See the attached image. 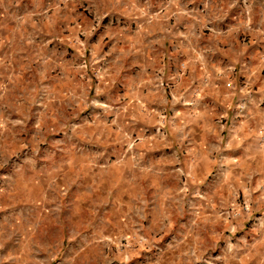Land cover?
Segmentation results:
<instances>
[{
    "label": "crops",
    "instance_id": "obj_1",
    "mask_svg": "<svg viewBox=\"0 0 264 264\" xmlns=\"http://www.w3.org/2000/svg\"><path fill=\"white\" fill-rule=\"evenodd\" d=\"M91 1L92 20L76 16L66 24L70 34L59 14L65 0L35 2L45 13L56 11L55 40L62 47L68 40L75 49L72 82L77 87L78 75H83L104 106L114 93L125 111L128 134L131 126H152L160 111L168 115L166 133L141 137L127 149L122 146L130 135L113 132L109 136L122 141L118 147H97L87 164H57L58 202L70 189L87 196L89 212H102L106 225L131 223L142 238L150 239L143 243L146 247L173 253L218 248L223 261L264 264V240L256 241L258 229H245L249 207L246 211L225 202L218 182L209 195L212 183L207 180L221 165L215 157H227L223 164L231 169L233 156L256 155V129L264 124V0H163L151 10L133 12L123 5L125 0H103L100 8L99 0ZM9 2L13 9L0 4V108H30L37 90L45 95V104L62 107L64 53L56 57L53 89L50 54L36 58L26 32L19 29L27 20L23 9L18 10L23 0ZM78 2L72 0L71 6ZM75 8L78 12L79 6ZM82 58L88 63L84 70ZM32 59H40V69L31 65ZM180 63L183 73L168 88ZM93 70L100 73L96 86ZM53 90L51 101L47 96Z\"/></svg>",
    "mask_w": 264,
    "mask_h": 264
},
{
    "label": "rangeland",
    "instance_id": "obj_2",
    "mask_svg": "<svg viewBox=\"0 0 264 264\" xmlns=\"http://www.w3.org/2000/svg\"><path fill=\"white\" fill-rule=\"evenodd\" d=\"M88 1L92 3L91 0H79L75 4L79 6L78 13L75 6H71L72 0H65L67 5L59 13L64 14L65 34L71 33L66 24L76 16L92 20L93 11ZM99 1L100 8L103 0ZM23 2L18 4V10L23 9L27 20L20 26L24 28L19 29L26 32V39L30 41L29 50L36 58L50 54L47 67L53 78L49 85L52 84L54 89L56 57L60 52L64 53L67 76L63 84L62 107L58 105L57 108L55 102L45 104L42 101L45 95L37 90L30 108H0V264H234L231 258L223 261L222 257L217 256L218 248L206 253H173L163 252L157 247H146L143 243L150 239L142 238L134 225H106L100 216L102 212H89L87 203L84 204L88 197L73 193V189L69 193L65 191L58 202V188L54 180L56 165L62 162L65 165L87 164L95 157L93 154L97 147H118L122 141L112 139L109 134L127 133L128 125L122 115L125 111L119 109V100L114 93L111 101H108L111 107L104 106L98 101H102L100 94L96 89L88 88L83 75H78L77 87L75 79L72 82V62H75L72 52L75 49L71 48L68 40H65L64 47L55 40L56 11L50 8L45 13V8L42 10V6L35 4L36 0H26L25 5ZM52 2L55 0H46L48 5H52ZM162 2L125 0L123 5L133 12L142 8L151 10ZM0 4L5 8H14L9 0H0ZM205 6L203 4L202 9ZM39 62L40 59H32L31 65L40 69ZM79 65L82 70L88 68L83 58ZM99 77V71L93 70V86L98 84ZM178 77H170L167 87L171 88ZM58 96L61 97V94ZM47 98L51 101L55 98L54 90ZM166 116L164 111L156 112L152 126L138 129L131 126V134L127 133L130 136L122 147L130 149L145 136L163 137L166 133ZM157 126L163 130V135L155 133ZM263 131L264 124L261 122L256 129L255 156L246 153L233 156L235 160H231V163L235 165L230 169L223 164L227 157L219 155L215 160L221 162L220 167L212 169L207 177L209 184L212 183L209 195L214 192V185L218 182L222 184L225 202L243 206L246 211L249 207L251 214L244 222L245 229L251 226L258 229L256 241L261 244L264 240ZM89 152L91 157L87 155ZM113 157L109 155L108 158ZM259 263L262 264L256 261V264Z\"/></svg>",
    "mask_w": 264,
    "mask_h": 264
},
{
    "label": "built area",
    "instance_id": "obj_3",
    "mask_svg": "<svg viewBox=\"0 0 264 264\" xmlns=\"http://www.w3.org/2000/svg\"><path fill=\"white\" fill-rule=\"evenodd\" d=\"M182 69H183V64L180 63L179 68H178V71H177L178 72L177 73L178 76L182 75V73H183L182 72ZM155 133H157L159 135H163V130L160 128V126L155 127Z\"/></svg>",
    "mask_w": 264,
    "mask_h": 264
}]
</instances>
